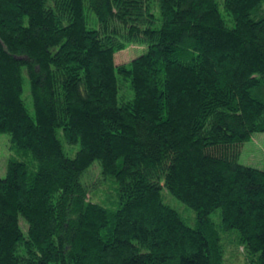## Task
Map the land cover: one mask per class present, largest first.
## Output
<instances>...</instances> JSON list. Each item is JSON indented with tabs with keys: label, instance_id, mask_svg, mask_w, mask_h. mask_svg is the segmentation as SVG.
I'll list each match as a JSON object with an SVG mask.
<instances>
[{
	"label": "trees",
	"instance_id": "obj_1",
	"mask_svg": "<svg viewBox=\"0 0 264 264\" xmlns=\"http://www.w3.org/2000/svg\"><path fill=\"white\" fill-rule=\"evenodd\" d=\"M259 131L264 0H0V264H264Z\"/></svg>",
	"mask_w": 264,
	"mask_h": 264
},
{
	"label": "rangeland",
	"instance_id": "obj_2",
	"mask_svg": "<svg viewBox=\"0 0 264 264\" xmlns=\"http://www.w3.org/2000/svg\"><path fill=\"white\" fill-rule=\"evenodd\" d=\"M142 46L138 44H130L124 49H121L114 54V60L116 63L125 62L132 58L133 56L139 54L142 51ZM25 92L27 90V84L24 86ZM29 105L31 100H27ZM10 135L6 132H0V176H4L6 172V165L8 159L14 155L9 149ZM12 153V154H11ZM238 161L245 165L255 166L264 169V131H259L253 133L250 139L243 142L238 156ZM98 171L94 167V170L88 174L89 180L98 182ZM163 193L166 194L168 203L177 209L185 218L192 217L194 211L182 203L178 198L173 196L168 190L163 188ZM228 256L224 255L225 264H246L244 262V253L242 252V247H239V252L237 255H229V250H227Z\"/></svg>",
	"mask_w": 264,
	"mask_h": 264
}]
</instances>
